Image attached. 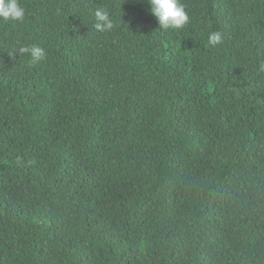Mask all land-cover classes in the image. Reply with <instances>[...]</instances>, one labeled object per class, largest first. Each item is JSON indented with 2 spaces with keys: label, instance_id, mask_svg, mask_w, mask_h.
Returning <instances> with one entry per match:
<instances>
[{
  "label": "trees",
  "instance_id": "1",
  "mask_svg": "<svg viewBox=\"0 0 264 264\" xmlns=\"http://www.w3.org/2000/svg\"><path fill=\"white\" fill-rule=\"evenodd\" d=\"M19 2L0 20V264H264V0H180L181 29L147 0ZM29 44L41 61L8 56Z\"/></svg>",
  "mask_w": 264,
  "mask_h": 264
},
{
  "label": "clouds",
  "instance_id": "2",
  "mask_svg": "<svg viewBox=\"0 0 264 264\" xmlns=\"http://www.w3.org/2000/svg\"><path fill=\"white\" fill-rule=\"evenodd\" d=\"M150 13L156 18L162 29H181L189 22V16L180 0H147ZM25 18V9L19 0H0V20L22 22ZM114 27V21L106 8H98L94 11V28L99 32L110 31ZM221 32L213 31L208 34V43L216 46L222 43ZM27 54L32 63L41 61L45 56V50L38 44L20 46L10 50L8 56ZM264 67V65H262Z\"/></svg>",
  "mask_w": 264,
  "mask_h": 264
}]
</instances>
